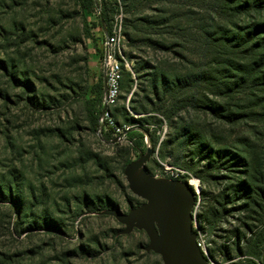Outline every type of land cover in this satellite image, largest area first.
Listing matches in <instances>:
<instances>
[{
    "label": "rangeland",
    "instance_id": "rangeland-1",
    "mask_svg": "<svg viewBox=\"0 0 264 264\" xmlns=\"http://www.w3.org/2000/svg\"><path fill=\"white\" fill-rule=\"evenodd\" d=\"M96 4L87 17L86 34L76 0H0V179L11 181L24 203L21 214L15 201L0 198V264H163L161 255L148 248L144 227L143 216L154 220L156 208L145 214L146 200L130 190L124 172L140 151L131 144L129 133L114 140L110 129L99 131L86 114V91L104 80V38L95 25L100 9ZM176 4L195 5L190 0ZM155 7L144 4L137 16L153 15ZM118 21L119 16L111 27ZM152 37L168 38L163 28ZM120 48L121 76L123 70L136 67L130 91H137V100L145 94L138 86L144 85L143 75L152 66L189 65L188 59L175 52L178 47L130 45L123 36ZM184 49V54L193 56L188 44ZM25 78L29 88L22 83ZM130 96V92H119L115 106L125 105L128 110ZM146 108L151 111L150 105ZM128 111V117L148 115ZM183 115L202 129H221L218 121L192 108ZM115 119L136 127L122 117ZM247 129L246 124H239L226 131L234 139ZM168 131L165 126L158 138L167 137ZM158 147L159 141L143 163L139 185L151 189L158 183L175 184L186 192L190 209L191 190L197 195L198 187L201 210V191L218 192L210 186L211 180L175 164L174 157L162 158ZM188 158L185 165H189ZM44 216L47 222L41 220ZM227 219L213 229L200 225L211 242L213 264H237L242 258L232 250V234L223 232L236 225L232 217ZM153 224L158 229L156 221ZM224 244L230 247L231 258L218 250Z\"/></svg>",
    "mask_w": 264,
    "mask_h": 264
},
{
    "label": "trees",
    "instance_id": "trees-1",
    "mask_svg": "<svg viewBox=\"0 0 264 264\" xmlns=\"http://www.w3.org/2000/svg\"><path fill=\"white\" fill-rule=\"evenodd\" d=\"M76 1L86 34L87 17L98 3L95 25L102 29L103 38L111 31V21L119 16L128 44L178 47L175 52L188 59L185 68L152 66L143 75L144 85L138 86L145 91L141 100L135 99L137 91H130L136 67L123 70L119 92L131 93L128 108L132 112L148 115L128 117L125 105H114L111 114L115 121L119 116L136 123L127 133L140 153L146 149L144 131L153 152L159 141L157 152L162 158L174 157L175 164L194 170L202 179L209 178L210 186L218 192L201 191L200 225L213 229L217 222L227 223L232 217L236 225L223 232L232 234V250L242 256L237 264H264V0H190L195 5L187 8L176 4L180 0ZM144 4L158 6L156 13L138 17ZM158 28H163L168 38L152 37ZM186 43L191 58L184 54ZM22 83L29 88L26 78ZM104 89V80H100L86 91V114L93 127L99 125ZM146 105L151 106L150 112ZM189 108L209 115L221 129H202L183 115ZM151 123L153 128L148 126ZM239 124L248 129L232 139L226 129ZM165 126L167 137L160 139L158 133ZM186 157L189 165L184 164ZM0 198L15 201L16 210L24 212L22 194L14 190L11 181L0 179ZM41 220L48 221L46 216ZM218 250L231 258L228 245Z\"/></svg>",
    "mask_w": 264,
    "mask_h": 264
},
{
    "label": "water",
    "instance_id": "water-1",
    "mask_svg": "<svg viewBox=\"0 0 264 264\" xmlns=\"http://www.w3.org/2000/svg\"><path fill=\"white\" fill-rule=\"evenodd\" d=\"M103 110L104 106L100 114H102ZM142 132L145 135L147 151L146 153H140L139 158L130 163L124 172L130 190L144 198L146 202L151 203V207L147 211L143 208L145 214L153 207L156 208V211L152 213L154 220L150 221L148 216H143L144 227L150 239L148 248H152L161 255L163 264H206V260L195 242L189 207L190 199L186 196V192L175 184L170 183H158L151 189H146L134 183L129 175L136 164L144 168L143 163L151 153L148 134L144 131ZM176 182L181 181L176 180ZM185 184L188 186L186 182ZM191 195L194 199L192 190ZM154 221H156L158 229L154 227Z\"/></svg>",
    "mask_w": 264,
    "mask_h": 264
},
{
    "label": "built area",
    "instance_id": "built-area-1",
    "mask_svg": "<svg viewBox=\"0 0 264 264\" xmlns=\"http://www.w3.org/2000/svg\"><path fill=\"white\" fill-rule=\"evenodd\" d=\"M123 39L122 27L120 21L115 22L109 34H106L102 43L103 48V71L105 80V94L103 96L102 107L104 110L99 116V131L110 129L114 140H119L125 132L130 129L126 123H118L111 114V107L115 105L119 96V80L121 77V41ZM197 195L199 194L197 187ZM194 194V203L190 209L191 223L195 233V242L205 259L213 264L210 260L211 242L206 237V232L200 230V210L199 197Z\"/></svg>",
    "mask_w": 264,
    "mask_h": 264
},
{
    "label": "bare ground",
    "instance_id": "bare-ground-1",
    "mask_svg": "<svg viewBox=\"0 0 264 264\" xmlns=\"http://www.w3.org/2000/svg\"><path fill=\"white\" fill-rule=\"evenodd\" d=\"M130 177L132 178V180L134 181V183L139 184L141 182L142 179V170H141V166L139 164H136L130 171ZM151 207V203L150 202H146L145 206H144V210L147 211L149 208Z\"/></svg>",
    "mask_w": 264,
    "mask_h": 264
}]
</instances>
